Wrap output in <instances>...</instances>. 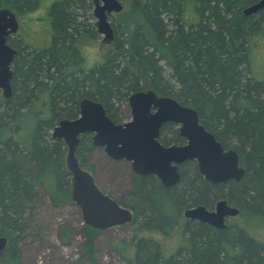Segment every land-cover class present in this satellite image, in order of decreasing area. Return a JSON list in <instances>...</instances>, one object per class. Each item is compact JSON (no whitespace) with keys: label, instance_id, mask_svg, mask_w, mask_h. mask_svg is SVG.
Masks as SVG:
<instances>
[{"label":"trees","instance_id":"trees-1","mask_svg":"<svg viewBox=\"0 0 264 264\" xmlns=\"http://www.w3.org/2000/svg\"><path fill=\"white\" fill-rule=\"evenodd\" d=\"M119 1L123 10L110 19L113 40L105 46L104 59L92 67L86 68L79 55L82 40L98 38L85 20L89 0L51 3L47 47L34 49L18 41L12 95L0 98V236L7 239L5 252L12 262L19 261L17 243L25 216L38 200L37 184L53 204L72 201L66 146L51 139V129L75 118L84 98L100 102L117 122L119 104L133 92L150 89L193 108L222 147L239 155L245 174L238 182L212 185L194 162H186L179 182L169 188L154 176L132 174L130 189L116 199L133 213L128 264H264V242L244 228H264V78L254 75L251 56L253 38L264 35V9L243 13L258 0ZM38 3L0 0V8L19 15ZM178 136L174 132L172 139L179 141ZM92 147L90 134L81 135L76 156L89 171ZM220 199L238 209L242 226L228 220L225 229H215L183 217L186 208L212 209ZM177 227L182 242L168 257L159 242L140 237L144 231L167 234ZM98 234L84 224L80 260L96 264Z\"/></svg>","mask_w":264,"mask_h":264},{"label":"water","instance_id":"water-1","mask_svg":"<svg viewBox=\"0 0 264 264\" xmlns=\"http://www.w3.org/2000/svg\"><path fill=\"white\" fill-rule=\"evenodd\" d=\"M92 4L96 31L103 37L101 44L107 45L113 40L109 16L121 12L123 5L119 0H92ZM259 9H264V0L248 6L243 13L251 15ZM17 26L14 13L0 9V95L4 99L12 95L11 66L16 53L7 45L6 38ZM127 104L130 120L115 123L100 102L84 98L79 102L78 115L60 120L51 131V139H60L66 146L64 162L70 174L71 199L78 206L84 224L100 231L130 223L132 213L103 193L91 173L81 167L75 153L83 134H90L93 146L103 147L111 159L130 161L135 174H152L164 187L179 182L177 165L186 160H194L199 174L212 185H225L243 178L245 169L240 165L239 155L233 149L222 147L199 122L193 108L171 97L158 96L150 89L131 93ZM165 123L178 126L184 145L164 147L158 143L159 130ZM238 212L236 207L220 199L212 210L197 205L185 209L183 217L215 229H225L228 218L237 216ZM6 246V237L0 236V252Z\"/></svg>","mask_w":264,"mask_h":264},{"label":"rangeland","instance_id":"rangeland-1","mask_svg":"<svg viewBox=\"0 0 264 264\" xmlns=\"http://www.w3.org/2000/svg\"><path fill=\"white\" fill-rule=\"evenodd\" d=\"M51 1L39 0L38 7L34 8V11L17 15L19 29L15 36L22 37L24 42L29 43L32 47L49 44L51 30L46 10ZM85 20L88 24H94L95 18L92 15V9L87 12ZM102 38L101 35H98L95 41H99V46L104 49L103 60L106 45L101 44ZM252 41L253 73L257 78H264V35L254 37ZM126 101L119 104V110L116 112L117 117L122 118L121 123L130 120ZM89 165L92 168L87 171L94 177L98 188L103 193L117 199L130 189L129 162L124 160L114 162L107 157L103 147H96L90 151ZM36 190L38 200L33 204L31 213L25 216V226L17 243L19 261L12 262L4 249L0 252L2 254L0 264H88L79 258L84 223L78 206L72 201L53 204L41 185L37 184ZM228 220L242 226V221L237 216L228 218ZM244 228L253 238L264 242V228L255 229L246 225ZM62 234L67 235L62 236ZM133 236L134 229L129 223L100 230L95 239L96 264H128L127 261L133 253V248L128 243ZM140 237L159 242L165 257L174 253L182 242V233L179 227L173 228L167 234L144 231Z\"/></svg>","mask_w":264,"mask_h":264},{"label":"flooded vegetation","instance_id":"flooded-vegetation-1","mask_svg":"<svg viewBox=\"0 0 264 264\" xmlns=\"http://www.w3.org/2000/svg\"><path fill=\"white\" fill-rule=\"evenodd\" d=\"M53 1H55V0H52L51 2H50V4L48 5V7H47V10H46V15L48 16V19H49V26H50V17H49V15H48V9H49V7H50V5H51V3L53 2ZM90 1V9H92L93 8V4H92V0H89ZM38 7V6H37ZM36 7V8H37ZM0 9H3V8H0ZM4 9H7V8H4ZM9 10V9H8ZM11 11V10H10ZM32 11H34V10H32ZM32 11H30V12H32ZM12 12V11H11ZM14 13V15H15V18H16V21H17V24H18V26H17V30L14 32V33H11L10 35H8L7 36V38H6V43H7V45L9 46V47H11L12 49H14L15 51H16V53H17V48H18V44H19V42L18 41H22V43H24L26 46H28V47H31V48H34V49H41V48H44V47H47L48 46V44L47 45H45V46H41V47H32V46H30V44L29 43H26V42H24V40L22 39V37H20V36H15V35H17V31H18V29H19V22H18V19H17V14L15 13V12H13ZM114 15V14H113ZM46 17V16H45ZM85 19H86V16H85ZM110 19H111V15L109 16V21H110ZM111 22V21H110ZM91 26H92V29L95 31V33H96V38H97V36L99 35L98 33H97V31H96V28H95V22H94V24H90ZM50 30H51V26H50ZM49 35H51V33L49 34ZM15 36V37H14ZM50 39H51V36L49 37V42H50ZM16 41V43L15 44H13V41ZM102 40V39H101ZM101 42V41H100ZM16 53H15V55H14V57L16 56ZM14 57H13V60H14ZM13 63V62H12ZM11 68H12V66H11ZM145 90V89H144ZM140 91H142V90H140ZM0 98H1V95H0ZM3 98V97H2ZM127 102V101H126ZM129 107V106H128ZM151 112H154V110H151ZM129 113H130V108H129ZM118 121L117 122H115V123H121L120 122V120H122V118H120V116H118ZM166 124H168L167 126H166ZM165 128V129H164ZM174 132H176L178 135H179V133H178V126L177 125H175V124H173V123H165V124H163L162 125V127L160 128V130H159V136H158V138H157V141H158V143L160 144V145H162V146H164V147H169V146H182V145H184L185 144V140L182 138V137H180V136H178L179 138H180V140L179 141H175L174 139H172L173 138V135H174ZM91 136V135H90ZM80 138H81V136H80ZM171 138V140H169ZM92 142V141H91ZM79 143H80V140H79ZM79 145V144H78ZM93 145V144H92ZM78 147V146H77ZM96 147L95 146H93L91 149L93 150V149H95ZM76 150H77V148H76ZM106 153V152H105ZM76 154V153H75ZM66 155V154H65ZM107 155V154H106ZM77 157V156H76ZM107 157L110 159V160H112V161H114V162H118V161H121V160H113V159H111L108 155H107ZM124 161H126V160H124ZM126 162H129V164H130V171L129 172H131V176H130V181H131V178H132V174H134V175H137V174H135L134 172H133V170H132V167H131V162L130 161H126ZM186 162H194L195 164H196V162L194 161V160H186V161H184V162H182V163H180V164H178L177 165V171L179 172V174H180V170H181V167L186 163ZM80 163V162H79ZM82 167V166H81ZM92 168V167H91ZM196 168H197V165H196ZM84 169V168H83ZM197 170H198V168H197ZM199 172V171H198ZM147 175H151V176H154V175H152V174H147ZM181 175V174H180ZM137 176H143V175H137ZM93 177V176H92ZM155 177V176H154ZM156 178V177H155ZM157 180H158V178H156ZM93 180H94V177H93ZM232 181V180H231ZM94 182H95V180H94ZM158 182L162 185V183L158 180ZM230 182V181H229ZM228 182V183H229ZM96 183V182H95ZM97 185V184H96ZM176 185V184H175ZM224 185V184H223ZM226 185V184H225ZM163 186V185H162ZM164 187V186H163ZM165 188H169V187H165ZM100 189V188H99ZM102 191V190H101ZM103 192V191H102ZM111 197V196H110ZM111 198H113V197H111ZM113 199H115V198H113ZM116 200V199H115ZM118 203V202H117ZM119 204V203H118ZM120 205V204H119ZM122 206V205H121ZM122 207H124V206H122ZM124 208H126V207H124ZM128 209V208H127ZM130 210V209H129ZM185 210V209H184ZM183 210V211H184ZM131 213H132V211H131ZM132 218H133V213H132ZM130 224V223H129Z\"/></svg>","mask_w":264,"mask_h":264},{"label":"clouds","instance_id":"clouds-1","mask_svg":"<svg viewBox=\"0 0 264 264\" xmlns=\"http://www.w3.org/2000/svg\"><path fill=\"white\" fill-rule=\"evenodd\" d=\"M79 55L86 68L92 67L102 60L104 49L99 46V41H91L85 38L79 45Z\"/></svg>","mask_w":264,"mask_h":264}]
</instances>
